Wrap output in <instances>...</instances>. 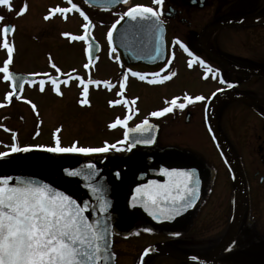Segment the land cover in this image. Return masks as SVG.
<instances>
[{
	"label": "flooded vegetation",
	"instance_id": "1",
	"mask_svg": "<svg viewBox=\"0 0 264 264\" xmlns=\"http://www.w3.org/2000/svg\"><path fill=\"white\" fill-rule=\"evenodd\" d=\"M39 1L47 9L42 13L37 6ZM58 1L65 8L71 7L67 0H18L19 9L25 3L28 6L19 17L30 20L33 14L37 19L35 14H38L43 24L58 20L70 25L72 18L86 23L75 10L50 16L67 15L63 20H45L44 14L49 15ZM72 2L87 16L92 10L82 0ZM137 4L159 7L152 0H129L127 6L109 13H117L115 20H118L127 8ZM5 9L0 5V11ZM163 10L161 19L167 28L162 46L164 58L152 66L125 65L113 53L118 66L96 72L101 44L92 31L94 25L106 24L102 17L98 22L89 20L93 25L90 36L98 45V53L89 68L75 64L82 55L86 64L89 62L86 41L79 42L84 47L82 50L76 49L73 46L78 40H72V35L60 28L52 33L44 30L31 50L25 49L24 44L22 48H14L9 70L18 78L35 81L33 84L25 81L19 98L14 94L5 99L12 90V82L4 81L0 73V105H3L0 106V152L10 151L13 132L20 147L55 146L58 139L65 147L74 142L82 147H102L107 142L124 150L82 155L33 147L0 159L17 160L23 153H43L58 162L94 163L93 180L104 187L110 203L108 240L109 253L114 254V259L107 264H200L190 258L196 256L197 260L205 261L224 244V249L209 264H264V0H165ZM13 32L8 36L11 44ZM80 35H84V30ZM177 38L189 47L193 56L210 66L212 71L207 76L199 60L189 67L193 57L172 43ZM7 58V50L0 47V67ZM168 60L171 62L161 75L169 71L176 75L163 83L149 84L131 76L129 71H141L150 79V73L160 71ZM124 73L128 74L125 89L118 95ZM77 76L101 83L89 85L85 97ZM54 77L60 81L59 94L50 82ZM41 79L45 81L44 91L40 90ZM104 81L110 82L111 87L105 86ZM229 83L233 84L232 88L227 87ZM151 93L160 95V101L147 108L142 103ZM185 94L193 98L203 95L206 99L161 117L150 115L170 106L166 101L173 98L179 97L178 102L183 103ZM84 99L88 103L82 104ZM116 100L121 103L110 105V101ZM126 115L131 117L128 127H135L144 119L157 125L152 145H136L128 151L127 142L118 144L124 139L125 128L109 125ZM140 138H147V134L141 137L133 133L129 140ZM160 167L195 168L201 179L196 204L171 221L158 222L141 205L131 206L137 186L149 180L164 181ZM145 227L153 231L144 232ZM149 248H153L152 253L145 255L144 250Z\"/></svg>",
	"mask_w": 264,
	"mask_h": 264
},
{
	"label": "snow or ice",
	"instance_id": "2",
	"mask_svg": "<svg viewBox=\"0 0 264 264\" xmlns=\"http://www.w3.org/2000/svg\"><path fill=\"white\" fill-rule=\"evenodd\" d=\"M67 2L71 5L70 8H52L49 15L68 13L75 10L86 21L83 25L84 35H74L71 36V39L86 41L85 51L89 56V62L84 67L87 69L91 66L94 59L92 56V39L89 35V29L93 25L89 21V17L78 8L77 4L73 3L72 0H67ZM118 2L127 3V0H118ZM152 3L159 7L137 4L127 8L120 19L116 20L109 28L107 32L109 44L112 42L113 29L117 27L121 19L127 17L132 21H146L155 30V55L150 57V59L153 61L163 59L162 46L165 37L163 35L164 21L161 17L164 14L163 4L165 0H152ZM0 5L12 11L10 0H0ZM27 7L25 3L17 12V16L23 15L27 11ZM49 15H46L44 19H49ZM3 20L4 17L0 16V22ZM13 31L14 26L9 25H4L0 29V36L3 37V43L0 44V47L7 50L8 56L3 62V66L0 67V73L3 74L4 81L12 82V90L6 94V100L13 97L14 94L19 98L18 94L22 93L26 80L29 84L35 83L34 80L27 77L21 76L18 78L9 70L14 47L9 42L8 36ZM64 35L68 34L65 33ZM172 43L178 44L185 53L193 57L192 61H189V67L192 66L193 61L199 60L205 76L212 71L203 59L193 56L189 47L178 38ZM112 52H115L114 48ZM117 59L119 58L117 57ZM170 62L171 60L166 61L160 71L151 72L150 79L141 71H132L131 69L129 71L131 76L138 77L141 81L147 80L149 84L163 83L176 75L175 72L171 71L167 75H161V72L167 70ZM57 71L59 70L57 69ZM218 71L216 70V72ZM123 75L124 79L119 83L121 93H118V95H122L125 89V81L128 74L124 73ZM75 78L80 80L81 85H83L82 96L85 97L87 96L89 85H99L101 83V81L93 80L92 78L87 81H84L79 76ZM50 82L53 90L59 94V78H51ZM103 83L105 86L111 87L110 82L104 81ZM221 83H223V80H221ZM39 85L40 90L44 91L45 81L43 79L39 81ZM227 87L232 88L233 84L229 83ZM217 91H221V89ZM212 95L214 96L215 93ZM179 99L177 97L170 102L166 101L170 106L160 111H153L150 115L152 117H161L166 113L173 112L174 109L183 110L186 105L203 101L206 98L203 95H196L193 98L185 94L183 103H179ZM29 103L31 102L29 101ZM81 103L86 104L88 101L84 99L81 100ZM109 103L112 105L121 103V101L116 100ZM124 103L127 104L128 102L124 101ZM32 107L35 109L34 104ZM130 118L129 115H126L123 120L117 118L114 123L109 125L110 128H115L117 125H122L125 128L124 139L119 141L118 144L127 142L126 150L128 151H131L136 145H152L156 139L155 130L157 125L150 123L148 119H144L135 127H128ZM56 131L59 132L60 129ZM133 133L139 134L141 137L147 134V138L130 141V134ZM77 144L78 142H74L71 146H61L57 139L55 146L35 145L20 147L17 143L16 134L13 132V142L10 146V151L0 152V158L6 157L10 153L27 152L33 147L43 148L52 153L82 155L107 153L110 149L124 150L117 148L115 144L109 145L107 142L102 147H82L77 146ZM84 168L89 171L82 173L78 169H64V172L70 177H81L87 182L89 191L94 194L98 201L99 212L107 215L110 203L105 189L99 184L91 183L96 173V165L87 163ZM159 174L165 177L163 182L149 180L147 183L135 188L131 206L141 205L145 212L158 222L171 221L196 204L200 196L201 179L195 168L160 167ZM88 208L89 204L87 201L78 203L77 199L73 198L72 195L66 194L65 191L59 190L49 182L7 174L0 175V264H107L110 259H114V254L109 253L111 246L108 240L111 232L110 224L99 218L90 220L89 216L85 215ZM143 231L151 232L153 229L145 227ZM149 251L150 249L144 250L145 254ZM190 259L196 261L197 257L192 256ZM141 260H143V257H141Z\"/></svg>",
	"mask_w": 264,
	"mask_h": 264
},
{
	"label": "water",
	"instance_id": "3",
	"mask_svg": "<svg viewBox=\"0 0 264 264\" xmlns=\"http://www.w3.org/2000/svg\"><path fill=\"white\" fill-rule=\"evenodd\" d=\"M82 1L91 8L103 11L112 10L116 6L123 4V2H118V0ZM163 35L164 37L167 35L165 26ZM112 45L115 52L118 53L120 60L125 65L143 64L152 66L156 61L150 59V57L155 55V30L150 27L149 22L140 20L132 21L127 17L121 19L120 23L113 30ZM96 54L97 45L92 40V56L94 59ZM15 76L18 77V75ZM64 169H78L82 173L88 171L80 161L68 160L58 162L49 155L43 153L35 155L32 153H23L17 160L0 159V175L7 174L49 182L59 190L65 191L66 194L72 195L73 198L77 199L78 203L87 201L89 208L85 215L89 216L90 220L99 218L107 222V215H103L99 212L98 201L94 194L89 191L87 182L81 177H70L66 175ZM91 183L95 184L94 180H92ZM224 245L220 247L217 253L224 249ZM149 249L150 251L148 253H152L153 248ZM217 253L213 254L205 261H196L200 264H209Z\"/></svg>",
	"mask_w": 264,
	"mask_h": 264
},
{
	"label": "rangeland",
	"instance_id": "4",
	"mask_svg": "<svg viewBox=\"0 0 264 264\" xmlns=\"http://www.w3.org/2000/svg\"><path fill=\"white\" fill-rule=\"evenodd\" d=\"M54 1V0H52ZM11 4H12V11H9L8 9H5V11H0V16L1 14H3L4 17V21L0 22V27L4 26L5 23L11 24L12 26H14V32L13 35L11 36L12 39V44L14 45V48H22V44L25 45V49L27 50H31L32 46L35 44L36 41H38L42 35V33L44 32V30L46 32H56L58 31V29H63L66 30L65 32H69L72 36L74 35H80V33L84 30L83 29V25L84 22L82 19H69L71 20V24L70 25H63L61 24V22H59L58 20H54L52 23L49 24H43L40 20V15L38 16V14H35L37 19H35L34 15L32 14V18H30V20H28L27 18L25 20H23V18H20L19 16H17V12L19 10L18 8V0H10ZM40 2V1H39ZM133 2H135V0H133ZM39 8V13H42L43 10H47L44 9V3L40 2V5H37ZM57 7H61V8H65L64 4L60 1H58V5ZM36 13V10H34ZM44 15H47V13H45ZM116 14H111V13H106V14H97L95 12H93L92 10H89V20H93L95 22H98V20H100V18H104V21L106 22V24H102L100 26L94 25L93 27V31H92V36L98 40L101 44V52L98 56L97 62L95 63L96 65V72L100 73L105 71L107 68L112 67L113 65L118 66L119 62L118 60L115 58V56L113 55V52L111 50V46L108 43V38H107V32L110 28V26L113 24V20L116 21ZM51 15H49V19L52 18H59L61 20H63L64 18H67L68 16L65 14H60V15H56L54 17H50ZM39 17V19H38ZM68 20V21H69ZM30 24V25H25V24ZM22 26H24V29H22ZM38 31V32H37ZM71 37V36H70ZM80 41H78L73 47L76 49H80L82 50L84 47L81 46V44H79ZM64 64V63H62ZM75 64H79V65H85L86 62L84 61V56L82 55L80 57V59L75 62ZM73 64V65H75ZM141 91V89L138 90V92ZM150 95V98H146L143 101V105L145 107H151L155 104L158 103L160 101V95H156V94H148Z\"/></svg>",
	"mask_w": 264,
	"mask_h": 264
},
{
	"label": "bare ground",
	"instance_id": "5",
	"mask_svg": "<svg viewBox=\"0 0 264 264\" xmlns=\"http://www.w3.org/2000/svg\"><path fill=\"white\" fill-rule=\"evenodd\" d=\"M238 207H240V204L238 205Z\"/></svg>",
	"mask_w": 264,
	"mask_h": 264
}]
</instances>
